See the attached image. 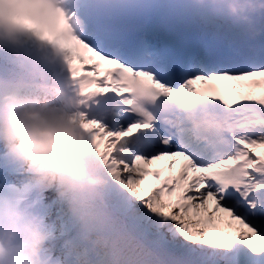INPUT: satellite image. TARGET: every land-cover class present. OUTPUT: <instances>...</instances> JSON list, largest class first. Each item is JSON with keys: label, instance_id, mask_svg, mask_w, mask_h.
<instances>
[{"label": "snow or ice", "instance_id": "6c2138e0", "mask_svg": "<svg viewBox=\"0 0 264 264\" xmlns=\"http://www.w3.org/2000/svg\"><path fill=\"white\" fill-rule=\"evenodd\" d=\"M67 2L4 8L28 14L10 32L60 55L44 96L83 132L102 182L37 172L0 139V225L12 210L35 222L42 264H264V14L253 37L193 0ZM189 99L193 119L173 102Z\"/></svg>", "mask_w": 264, "mask_h": 264}, {"label": "rangeland", "instance_id": "374dc122", "mask_svg": "<svg viewBox=\"0 0 264 264\" xmlns=\"http://www.w3.org/2000/svg\"><path fill=\"white\" fill-rule=\"evenodd\" d=\"M60 1L61 0H59V3ZM231 1L235 3V0H231ZM193 2L199 6L211 5L212 11L217 14H220L217 8L223 5L222 4L223 0H193ZM232 2L231 4H233ZM68 11H71V9H68ZM228 12L231 15H233L236 12H239V10H236L233 8L230 9V6H229ZM10 16L14 17L16 20H19V23L21 24L26 22L27 20V16L14 15L12 13ZM233 22L236 24L237 20L234 19ZM75 30L80 31L81 29L75 28ZM28 38H29V35L24 32H10L0 27V41L2 43V45L0 46V80H8V81H12L17 84L27 85L26 89L9 88L7 86H1L0 92L2 93V96L4 99L13 98L12 99L13 101H19L20 103H23V101L28 102V104H25L18 108H21V109H25V108L37 109L38 108V111L44 117L48 125L55 127V126L62 124V125L70 127L72 132L76 136L81 138V144H80L79 152H72L67 157V160L65 161V163L70 164L73 160L80 161L81 159L85 161L87 160V155H88V142L83 132L75 124L71 123L68 120L64 112L57 110L59 105L53 101L55 100L54 95H49V97H46L44 96L45 91L42 90L41 88L37 89L36 85H34V87L28 86L32 84L31 82H35L33 77L31 76L29 77V69H32V66H26L22 62V60L18 56V53L15 47L16 46L18 47L20 44H22L25 47L42 46L44 50L47 52L53 50L51 47H49L48 45L44 43H41L37 39H35L36 40L35 42H30L29 44H27ZM194 38H196L195 34H194ZM58 67L59 66H55L47 70L48 76L45 77L47 79L46 81L52 78L53 76L52 73H55V71L58 70ZM44 76H46V73ZM28 98L33 101L31 102L27 101ZM47 108H49L51 111L49 115H45L43 113V111ZM13 109H15V107L12 105V103L8 105L3 104L2 106H0V111H1L0 112V135L5 134L4 135L5 137L0 136V139L4 141L5 147H7V149L10 152L17 154L20 157V159L24 157L26 159L25 162H27L31 167L36 169L37 172L41 170H46L47 172L52 173L55 176L69 183H73V184L87 183L90 185H98L102 182L100 177L98 176L91 177L88 175H82L83 168L81 169V174L79 176H76V175L71 174V172L67 170L66 168L57 169L56 167H53L52 164L47 159H45V157L41 155L35 147L31 146V144L28 142L27 133L21 131L20 126L12 122L11 112ZM178 111L182 112V109L180 108L178 109ZM13 137L15 139H12ZM21 145H23V149L17 152V149L20 148ZM50 155H54V153H50ZM92 181H95V183H93ZM40 231L41 230H39V232ZM30 232L27 234H24L21 238L17 239L14 245H16L17 248L23 247L25 251H27V247L31 242ZM25 251H22V252H25ZM14 255L15 254H13L12 256ZM7 259L8 257H6V260ZM18 259L20 258L18 257L16 260ZM11 260H12V257H11Z\"/></svg>", "mask_w": 264, "mask_h": 264}, {"label": "bare ground", "instance_id": "6f19581e", "mask_svg": "<svg viewBox=\"0 0 264 264\" xmlns=\"http://www.w3.org/2000/svg\"><path fill=\"white\" fill-rule=\"evenodd\" d=\"M231 2H232L231 0H223V3H222L223 5L221 7L217 8V10L220 12V14L229 17L232 21L234 19H236L237 20L236 24L239 25L241 28H243L245 31H247L250 35H251V32L253 30L258 31L260 33V31L255 26V18L260 16L261 14H264V7H261V5H264V0H235V3L232 2L233 4H231ZM229 6H230V9L233 8V9L239 10V12H236L235 14L231 15L228 12ZM59 7L65 8L67 10L71 9L67 0H61L59 3ZM12 14H16V11L12 12ZM10 15H11V13L7 12L4 7H0V27L2 29H6L7 31H9V29L11 27H13L14 25L21 24V23H19V20H16L14 17H12ZM72 22H73V19H71V23ZM149 25L150 24L147 22V26H149ZM178 33H180V38L178 37ZM170 39H172L176 42H184L186 40L192 41L194 39V34L186 32L184 30H174L173 32L170 33ZM35 41L36 40L33 37L29 36V38L27 39V44H29L30 42H35ZM1 45H2V43L0 41V46ZM15 48H16L18 56L20 57L22 62L26 66H32V69H29V77L30 76L33 77L35 82H31L32 84H30L28 86L34 87V85H36L37 89L41 88L42 90L45 91L44 84L47 80L45 77L48 76L47 70L51 69L55 66H59L58 70H56L55 73L60 72V69H61L60 55L58 53L54 52V50L47 52L44 50V48L42 46H40V47H35V46L34 47H25L22 44H20L18 47L16 46ZM30 61L35 63L39 68L34 66ZM45 73H46V76H44ZM63 75L66 76L67 74L64 73ZM0 99L4 100V102L7 105L12 103V105L15 107V109L17 111L23 110V109L18 108V107H21L25 104H28V102H26V101H23V103H20L19 101H13L12 100L13 98L4 99L1 92H0ZM27 101L31 102L33 100H30L28 98ZM34 103H32V104H34ZM197 103H198L197 101H195L193 99H189L186 103H179L178 102L177 104L182 109V113L187 118L193 119L195 109L197 107ZM32 109H35V108H32ZM35 110H38V108ZM50 112L51 111L49 108H47L43 111V113L45 115H49ZM4 135H0V136L5 137ZM12 139H15V138H12ZM21 160L26 161V159L24 157ZM79 166L81 169L83 168L82 169V175H88L91 177H96V175H93L89 172L87 160L84 161L83 159H81L79 161ZM3 204H4L5 208L8 207L7 198H6V200L4 198ZM13 211L17 212L18 214L20 213V215H21V216H19L18 224H16L14 226L11 224V221H9V220H6L5 223L10 225V227H11L10 233H14L10 250L14 249V251H15V249L17 250V248H16V246H13L14 241L16 239L20 238L23 234H27L30 231H34V230L38 229L39 227L35 222L31 221L25 215V213L23 211L12 210V212ZM21 213H24V216H22ZM21 224H22V226H20ZM16 226H19V227H16ZM39 230L40 229H38V231ZM40 233L43 234L42 231H40ZM0 238H3V237L0 235ZM7 238H8V236L6 238H3V239L6 240ZM20 251H22V249ZM17 252H19V251L17 250ZM22 254L23 253H17L16 255L12 256L13 260L14 259L16 260L18 257L21 258ZM9 257H11V254H10V256H8V258ZM41 259L43 262V256L42 255H41ZM6 264H7V261H6Z\"/></svg>", "mask_w": 264, "mask_h": 264}, {"label": "clouds", "instance_id": "9594fccd", "mask_svg": "<svg viewBox=\"0 0 264 264\" xmlns=\"http://www.w3.org/2000/svg\"><path fill=\"white\" fill-rule=\"evenodd\" d=\"M251 35L257 37L260 33L253 30ZM11 120L20 126L21 131L27 133L31 146L35 147L53 167L66 168L76 176L81 174L78 160H73L70 164L65 163L72 152H79L81 144V138L76 136L70 127L62 124L55 127L48 125L41 113L32 108L21 111L13 109ZM13 236L14 233H9L6 240L0 238V264H6ZM30 238L31 242L22 257L18 260H8L7 264H42L41 253L46 244V237L38 230H34L30 232Z\"/></svg>", "mask_w": 264, "mask_h": 264}]
</instances>
